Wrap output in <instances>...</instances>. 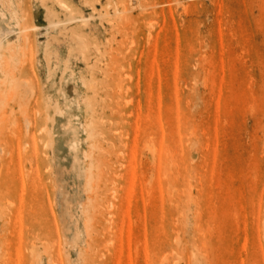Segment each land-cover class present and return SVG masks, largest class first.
<instances>
[{
    "label": "rangeland",
    "instance_id": "rangeland-1",
    "mask_svg": "<svg viewBox=\"0 0 264 264\" xmlns=\"http://www.w3.org/2000/svg\"><path fill=\"white\" fill-rule=\"evenodd\" d=\"M0 264H264V0H0Z\"/></svg>",
    "mask_w": 264,
    "mask_h": 264
},
{
    "label": "bare ground",
    "instance_id": "bare-ground-1",
    "mask_svg": "<svg viewBox=\"0 0 264 264\" xmlns=\"http://www.w3.org/2000/svg\"><path fill=\"white\" fill-rule=\"evenodd\" d=\"M113 14L117 16L118 14H120V11L117 10V9H114V10H113ZM149 36H150V35H148V37H149ZM123 83H125V82H123ZM116 89H117V91H118L119 88L116 87ZM125 90H126V89H125ZM123 95H124V93H123Z\"/></svg>",
    "mask_w": 264,
    "mask_h": 264
}]
</instances>
